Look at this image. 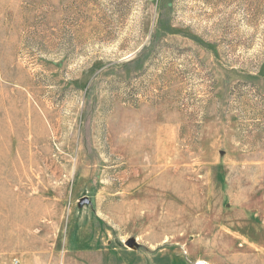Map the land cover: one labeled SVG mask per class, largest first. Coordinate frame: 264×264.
<instances>
[{
	"label": "rangeland",
	"instance_id": "rangeland-1",
	"mask_svg": "<svg viewBox=\"0 0 264 264\" xmlns=\"http://www.w3.org/2000/svg\"><path fill=\"white\" fill-rule=\"evenodd\" d=\"M0 264H264V0H0Z\"/></svg>",
	"mask_w": 264,
	"mask_h": 264
}]
</instances>
